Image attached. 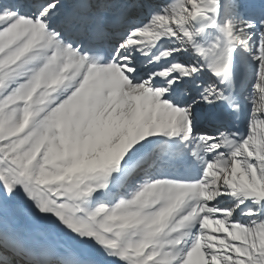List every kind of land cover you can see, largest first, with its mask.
Instances as JSON below:
<instances>
[{
    "label": "bare ground",
    "instance_id": "1",
    "mask_svg": "<svg viewBox=\"0 0 264 264\" xmlns=\"http://www.w3.org/2000/svg\"><path fill=\"white\" fill-rule=\"evenodd\" d=\"M26 1L22 0V2ZM28 1L32 4L30 7L36 9L38 2L42 3L46 0ZM100 1L96 0V3H92L90 0H82L86 5L83 11L75 7L77 0L72 1V8L59 13V19L50 18L48 25L59 27L55 34L58 33L71 43H75L77 36L85 34V23L89 19L94 21L93 15L90 13L92 10L102 9L107 13V16H111L117 10L112 7V4L115 3L118 9L125 10V13L128 14L127 21L132 25L137 23L139 16H143L145 10L142 0H138V5L136 0L134 2L132 0H104L102 4ZM29 3H25V5L29 6ZM141 3L142 5H140ZM157 3L158 1H152L148 7H153ZM56 5L57 3H46L42 5V10L57 9ZM7 6L11 7L8 4ZM23 9L20 15L24 16L27 13V8ZM15 13L16 11L10 13L11 20H7V17H0V24L2 21L5 23L0 30V46L5 45L7 39L10 40L8 41L9 46L23 41L26 46L14 49L5 63L6 65L10 64L12 68L20 67L22 73L15 84L17 81L26 80L23 87L27 88L28 83L30 86L32 80L39 77V85L33 89V97L24 98L22 101L24 107H21L20 112L18 111L15 118L11 120L12 124L8 134L13 137L15 131H20L24 127H26L25 129L34 128L37 133L35 140L38 138L39 144L43 142L41 147H46L45 150L41 148V156L46 155V170L56 174L71 164L75 166L76 162H86L81 158V155L83 151L90 153L89 145L93 143V138L102 127L99 122L100 119L105 118L101 117L99 106L107 100V91L118 92L115 103L107 116L122 114L120 124L123 130L112 136L119 142H116L117 145L119 144L117 156L107 165L94 160L88 166L95 172L96 169L106 171L108 178L104 179L105 183L100 188L101 193L116 194L118 185L130 175L148 171L149 167L151 171L153 167L157 168V161L154 160L157 158L158 150L155 154H148L135 168L131 169L132 167L127 168L126 166L129 160H133L147 149L156 136H160L163 141L166 139L165 133L172 130L179 139L189 138L190 141L191 137L187 130L188 124L191 122H187L179 114L173 106L171 98L160 95L156 90L148 93L145 88L146 85L148 86L147 83L134 84L133 78L120 77L112 67L101 68L99 79H92L94 84L102 83L106 89L103 92L102 89H93L86 95L82 86L85 84L84 79L90 68L86 66L84 70H81L79 68V64L82 63L81 58L70 51L66 44L58 47V51L55 53L56 58L65 56V59L67 56L70 63L68 66L62 67V70L65 73L71 72L74 77L78 74L79 77L76 82H71L70 79H61L59 69L57 72L54 67L52 69L49 67L51 64L48 59H52L51 56H46L51 53L47 48L56 45L53 40L55 34L44 32L46 26L42 21L17 17ZM46 16L48 17V15ZM6 22L11 24L7 26ZM20 26L27 27L22 32V36L9 39L8 37L14 29ZM127 45L128 41L124 43L122 49L131 48ZM27 59L30 61L22 65V62ZM44 59H47L45 60L47 64L44 62V64H40ZM224 59L226 65L223 72L230 80L236 63L234 64L230 51ZM110 74H112L111 77ZM141 77L143 76H136V80ZM46 87L48 90L45 89ZM41 89L45 92H40ZM52 90L54 94L50 95ZM125 93L128 94L127 98H125ZM127 101H131V104L128 105ZM27 107L33 111L25 112ZM40 110L44 112L43 117L41 112V115L38 114ZM40 117H42V122L40 125L34 126V119ZM0 121L4 122V119H0ZM193 124L194 127L191 128L198 132L215 130V127L207 124V120L198 118ZM3 126L5 125H0V128ZM13 126L17 128L12 129ZM56 127L59 129L58 134H55ZM99 138H102L101 135ZM214 138L208 139L209 142H203L201 137L198 138L200 142L195 148V154L201 156L200 161L203 165L206 164L208 158H215V154L212 153L216 144ZM38 145L36 148H39ZM32 148L34 149V145ZM49 148L52 151L55 149L60 154L57 157H51L53 155H49L51 151ZM32 150L31 148L28 150V155L35 152L40 153L35 149L34 152ZM97 154H100L99 150H97ZM37 158L39 159L40 155H37ZM6 164L0 162V217L11 215L12 212L9 211L11 209L18 213L14 220H23L24 227H27L29 223L36 229H39L38 227L47 228L65 234L73 246L79 248L87 257L89 256L87 253L97 255L111 264H124L125 262L126 264H206V253L210 254L209 264H221V258H224L218 254L219 248L212 245L225 243L218 240L216 234L219 232L216 229V219L208 211L209 206H220L224 201L218 198L214 199L215 196H211L208 192V185L201 189L196 183L175 186L169 183L153 184L146 179H141L138 181H142V185L136 184L131 187L127 192L129 195L127 199L111 206L112 214L106 217L110 220L91 223L84 220L82 216L84 214L80 215L69 203L53 201V197L50 198L48 195L46 184L38 186L33 182L36 172L32 178L27 179L23 176L26 174V170L22 175L21 169L9 167ZM1 166H4L6 171ZM185 194L188 197L187 200L180 208L176 209L172 205L173 199ZM190 194L204 195V206L199 208L201 223L194 222L189 218V208L192 203L189 198ZM178 202H180L179 199L176 204ZM201 233L204 234L205 244L202 242V236H199ZM136 235H138L137 239ZM147 237H149L148 241H146ZM181 237H184L185 241L181 246H177L176 242ZM176 257L178 260H175ZM10 258L0 254V264H17L14 258ZM149 260H152V263H149Z\"/></svg>",
    "mask_w": 264,
    "mask_h": 264
},
{
    "label": "rangeland",
    "instance_id": "2",
    "mask_svg": "<svg viewBox=\"0 0 264 264\" xmlns=\"http://www.w3.org/2000/svg\"><path fill=\"white\" fill-rule=\"evenodd\" d=\"M134 1L132 0V2ZM152 1H158L152 10H148V4L143 3L146 11L145 16L139 22L138 28L133 33H128V37L134 45V50L143 58V62L147 61L149 56L155 55L158 51L167 52L169 56L173 55L174 58L160 69L165 72L167 79L172 80L178 87L181 85V82L184 83L181 89L184 90L186 103L183 105L182 110L180 109L178 111L184 119L192 115L193 110H196L194 113L197 115L211 112L214 102L212 96L216 91L213 89L214 84L209 81L204 82L205 80L184 59L186 54L182 47L185 40H189L191 35L187 24V17L190 14L208 13L213 17L215 24L220 19L225 24L224 28H221L218 22L219 27L217 26L213 33L216 42L204 39L199 41L202 52L217 63L215 67L219 72L223 73L224 71L226 65L224 57L228 51L232 54L234 64L241 62L246 66V78L238 89V95L246 102H249L248 105L250 108H254L245 125L248 134L245 141L230 155H225L220 152L223 142L217 141L214 147L216 160L212 162L213 168L209 175L210 187L208 191L211 196L218 195V199L224 201L223 205L213 208L217 213V224L221 225L216 228L217 230H224L216 234L218 240L220 242L224 241L225 243L216 245L220 250L218 254L224 257L221 264H262L258 256L260 250L257 245V237L250 221L256 215L259 216L261 214V217H263L264 214L258 211L254 212L256 215L248 214L247 212L250 208L243 203L236 205L231 199V192L226 189L224 183L231 181L236 187L244 190L257 191L264 199V25L257 20L251 21L249 26L245 28L244 39L242 40L232 30L235 25L241 22L237 17L233 18L232 16L235 12L229 8L231 0H180L179 7L173 9L169 7V0ZM1 3L3 4L1 5ZM25 3H29V1L0 0V17H7V20H11L9 18L10 13L16 11L17 17L42 21L44 26H46L44 29L46 33L52 29L48 25L49 19L58 18L59 13H63L61 10L68 4V2L63 0H47L42 1V3L38 2L36 9H33L30 7L32 5L31 3H29V6L25 5ZM46 3H57V9L42 10V5ZM7 4L11 7H8ZM23 8H27V13L24 16L20 15V12L24 10ZM6 23L7 26L11 24L10 22ZM4 25L5 23L2 21L0 30ZM26 28V26L16 27L8 38L12 40L13 38L19 37V35L22 36L21 34ZM8 41L10 40L7 39V43L0 46V119H4V122L0 121V125H5L0 128V141L6 139L13 141L11 144L13 160L6 161L0 158V162L7 163L6 165L9 167L21 169L20 173L22 175L26 170V174L23 176L27 179L32 178L36 172L34 182L37 183V181H40V185L46 184L48 186L47 190L49 191L48 195L50 198L53 197V201L70 203L69 200L61 198L60 193L57 196H53L54 194H51L50 191L54 188H61L60 191L65 192V186L72 187L78 181H87L89 184L88 195L84 192L80 195L66 194L72 200L83 206L85 205L81 200L86 197L88 198L91 194L89 200L86 201L87 206L85 208L87 212L92 211L91 208L94 200L100 197L99 189L105 183L106 171L103 172L100 169H96L95 172V170L89 169L88 166L94 160L107 165L117 156V146L119 144L117 145L116 142L118 141L114 140L112 136L123 130L120 124L122 114L109 115L107 120H101L99 122V125L103 126V129L98 132L102 138H93V143L89 145L90 153L82 152L81 158L85 159V163L76 162L77 164L75 166L71 164L63 171H60V173L52 174L46 170V155L41 156V148L45 150L46 147H41L43 142L39 144L38 142L40 140L38 138L35 140L37 133L34 128L30 127L25 129L26 127H24L25 130L22 128L20 131H15L13 137H10L8 134L12 124L11 120L15 118V114L18 111L20 112V108L24 107L22 101H24V98L28 99L27 97H33V89L39 85V77L34 78L30 86L28 83L27 88L23 87L26 80L17 81L15 84V81L22 73L20 72V67L12 68L10 64L6 65L5 60L9 58L10 53L14 49L26 46V44H23V41L22 43L13 44L14 46H9ZM218 44H223V46L218 48ZM28 61L30 60L27 59L22 62V65ZM61 61L59 60L57 63L53 61L51 69L53 67H60ZM43 62L44 60L40 64ZM181 67L184 68V71H182ZM88 73V76H90V72ZM4 78L6 79L3 80ZM89 88L91 89L92 86H89ZM42 91L45 92V90L41 89L40 92ZM101 107L102 103L99 109ZM26 111L32 112L33 110L27 107ZM40 112L43 117L44 112L41 110L38 111L39 115H41ZM42 117L35 118L33 125H40ZM202 119L207 120V115ZM13 128L16 129L17 127L13 126ZM57 129L58 127L55 128V134H58ZM221 137L226 139L229 136L227 133H223ZM32 145H34L35 151L40 153L35 152L28 155V150L30 148L31 150L33 149ZM36 145L39 148H36ZM34 149L32 152H34ZM49 150L51 149L49 148ZM97 150H99L100 154H97ZM51 151L49 153L50 156L53 155L51 157H57L60 154L55 149ZM37 155H40L39 159ZM1 167L6 171L4 166ZM93 186L99 188L95 193H93ZM123 186L124 184L120 186V191L123 189ZM108 210L109 208H105L103 213L99 217L97 216L98 218L96 219H103ZM109 214H112V212ZM107 219L105 217L104 221L110 220ZM205 260L207 263L211 261L210 254L206 253Z\"/></svg>",
    "mask_w": 264,
    "mask_h": 264
},
{
    "label": "trees",
    "instance_id": "3",
    "mask_svg": "<svg viewBox=\"0 0 264 264\" xmlns=\"http://www.w3.org/2000/svg\"><path fill=\"white\" fill-rule=\"evenodd\" d=\"M175 4H179V0H174ZM232 7L236 8L237 12L240 13V18L243 21L247 18L246 14L249 12L256 13L264 20V0H232ZM243 26V24H242ZM10 148V143H4V148L2 149L3 152H8ZM256 230L258 235L260 236V243L264 247V221H259L255 223Z\"/></svg>",
    "mask_w": 264,
    "mask_h": 264
}]
</instances>
